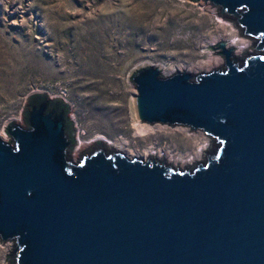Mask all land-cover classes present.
<instances>
[{
	"label": "water",
	"instance_id": "1",
	"mask_svg": "<svg viewBox=\"0 0 264 264\" xmlns=\"http://www.w3.org/2000/svg\"><path fill=\"white\" fill-rule=\"evenodd\" d=\"M203 1L254 53L222 41L205 49H222L212 71L164 76L145 64L130 80L139 122L203 131L206 160L174 168L97 140L75 162L71 106L31 94L27 126L12 120L11 140L0 137L5 264H264V0Z\"/></svg>",
	"mask_w": 264,
	"mask_h": 264
},
{
	"label": "rangeland",
	"instance_id": "2",
	"mask_svg": "<svg viewBox=\"0 0 264 264\" xmlns=\"http://www.w3.org/2000/svg\"><path fill=\"white\" fill-rule=\"evenodd\" d=\"M204 6L203 0H0V137L11 140L5 128L12 120L26 127L22 114L28 97L47 93L71 106L69 116L77 129L75 162L97 140L108 144L126 139L131 147L155 141L186 152L198 132L208 138L197 147L201 153L197 161L204 162L203 152L212 139L201 130L165 125L174 132L152 138L136 135L132 103L138 92L130 80L132 72L145 64L176 67L206 59L204 45L227 28L247 41L234 50L235 56L242 58L244 50L254 53V40L219 17L217 7L207 2ZM215 56L222 59L215 68L224 65V58ZM162 74L166 76L163 69ZM179 128L192 135L184 136ZM189 164L193 168L196 161ZM13 245L0 242V264L6 263Z\"/></svg>",
	"mask_w": 264,
	"mask_h": 264
},
{
	"label": "bare ground",
	"instance_id": "3",
	"mask_svg": "<svg viewBox=\"0 0 264 264\" xmlns=\"http://www.w3.org/2000/svg\"><path fill=\"white\" fill-rule=\"evenodd\" d=\"M233 28H227L225 29V32L220 34L213 42L210 44L204 45V50L209 48L210 46H216L217 42L224 41L229 42L226 44V48H236L241 49L245 47L244 45L247 43V41L243 40L239 37V33ZM205 52L209 53V56L206 59L200 60L198 62H186L185 64H182L180 66H172V67H166V65H163L164 74L166 76H170L176 72H201L204 70H211L217 66H219L222 63V59L216 57L213 55L211 51L205 50ZM132 115L134 120V127L136 130V135L138 136H146L147 138H152L155 135H158L160 133H173L174 128H169L165 125L161 124H147V123H140L137 118L136 108H135V102L132 103ZM181 133H183L184 136H187L188 138L192 135L190 130L187 128H179ZM193 146L188 148L186 152H175L172 149H167L159 145V143L155 141L149 142L147 145L142 146H134L131 147L128 140L124 139L123 141L119 142H113L108 141V144L110 146H114L118 149V151H124L123 153L131 157L136 158H142L148 159L150 155L156 157L157 159H161L163 156L168 160L170 164L173 163V166H176L180 163V165L189 164L193 161L199 160L201 153L197 149V147L208 141V138L204 136L202 132H198L195 134V136L192 138ZM189 141V140H188ZM107 142V141H106Z\"/></svg>",
	"mask_w": 264,
	"mask_h": 264
}]
</instances>
